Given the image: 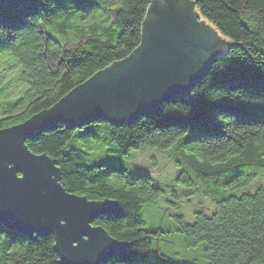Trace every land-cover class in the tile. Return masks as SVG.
<instances>
[{
  "label": "trees",
  "instance_id": "1",
  "mask_svg": "<svg viewBox=\"0 0 264 264\" xmlns=\"http://www.w3.org/2000/svg\"><path fill=\"white\" fill-rule=\"evenodd\" d=\"M192 1L198 14L229 40L226 50L215 56L190 89L196 95H190V90L175 95L162 104L169 111L162 112L160 106L129 123L93 120L87 136L76 135V127L58 123L25 142L33 153L57 157L69 192L84 193L90 200L112 197L118 202V213L97 221L116 240L127 243L111 264H152L144 262L147 257L159 258L161 264L185 263L160 249L161 243H172L166 236L173 232L142 226L144 206L153 207L164 192L153 176L87 164L90 153L83 146L103 140L111 142L119 154L141 146L159 147L182 168L178 181L190 188L187 193L203 189L215 204L216 215L209 217L210 212L198 209L188 221L175 214L180 225L174 232L184 235L188 247L207 238V264H228L237 233L243 239L236 243L264 244V183L252 185L264 174V132L259 131L264 125V102H252L264 98V0ZM149 2L0 0V26L6 33L0 39L4 46L0 47L4 59L0 62V128L50 107L96 72L129 56L140 44ZM117 4L119 8L114 7ZM43 17L61 21L51 30L59 38L31 25ZM6 72L10 78L15 76L12 85L5 86L6 79H1ZM16 87L19 93L13 94ZM234 91L240 95H233ZM219 92L229 94L215 102L208 99ZM189 107L187 116L174 111ZM221 111L235 120L225 117L227 125L216 120ZM188 129V141L181 143ZM169 211L163 210L164 216ZM5 229L11 237L0 235V264H60L51 235L28 236ZM10 242L11 248L7 247Z\"/></svg>",
  "mask_w": 264,
  "mask_h": 264
},
{
  "label": "water",
  "instance_id": "2",
  "mask_svg": "<svg viewBox=\"0 0 264 264\" xmlns=\"http://www.w3.org/2000/svg\"><path fill=\"white\" fill-rule=\"evenodd\" d=\"M196 15L192 0H150L140 44L129 56L96 72L50 107L0 128V224L28 236L51 235L60 264H99L127 246L112 240L104 227H88V202L98 200L65 194L50 156L27 152L25 142L36 136L37 128L47 131L58 123L71 128L99 118L129 123L189 91L229 44L206 19L195 20ZM83 235L89 239L83 241Z\"/></svg>",
  "mask_w": 264,
  "mask_h": 264
},
{
  "label": "rangeland",
  "instance_id": "3",
  "mask_svg": "<svg viewBox=\"0 0 264 264\" xmlns=\"http://www.w3.org/2000/svg\"><path fill=\"white\" fill-rule=\"evenodd\" d=\"M195 20L200 21V15H196ZM50 32L54 37H60L57 32ZM3 60L2 57H0V62ZM7 72L5 76L1 78L6 79L4 80L5 83L3 82L5 86H7L9 82L12 85L15 81V76L10 78V73ZM7 76L9 77L7 78ZM12 93H19L17 87ZM83 148L90 153V158L87 162L88 165L101 163L109 169H124L130 173H147L153 176L155 183L163 187L164 192L156 198L153 207H149L148 205L144 206L142 212L144 223L142 226L147 230H156L159 228L173 232L166 236L167 239H171L172 243L160 244V249L167 256L185 264L208 263L205 257V246L203 242L198 243L196 246L188 247L185 243L184 235L180 232H174L180 225L174 215L180 213L186 220L192 221L196 210L203 209L206 212H211L215 208V204L204 194L203 189L194 191V195L193 193H187L186 189L190 188H187L186 184L178 181V176L182 168L171 161L163 149L155 146H141L130 149L127 154H119V156H117L116 153L118 152L114 145L106 140L91 142L87 145L85 144ZM109 153L112 154L108 155ZM117 159L131 160V166H116L113 164V161ZM259 182L264 183V174L255 179L252 185H258ZM174 192H176V196ZM183 193H185V195ZM186 196L190 198L186 199ZM166 208L172 211H169L168 214L164 216L163 210ZM173 209H179V211H173ZM144 262L161 264L162 260L159 258L147 257L144 259Z\"/></svg>",
  "mask_w": 264,
  "mask_h": 264
},
{
  "label": "snow or ice",
  "instance_id": "4",
  "mask_svg": "<svg viewBox=\"0 0 264 264\" xmlns=\"http://www.w3.org/2000/svg\"><path fill=\"white\" fill-rule=\"evenodd\" d=\"M114 7L119 8L120 5L117 4V5H114ZM59 23H61L60 20H54L51 17H43L41 19L33 20L31 22V25H36L41 29H47L48 31H51V30L55 29ZM4 29L5 28L3 26H0V39H2L6 35ZM0 47H4V46H0ZM5 55H7V53H5ZM189 94L190 95H196V92L190 90ZM228 94H229L228 92H219L217 94L209 96L208 99L215 102L221 96H228ZM233 95H240V94L238 92L234 91ZM252 102L253 103L264 102V98H261L260 100H255ZM161 111L167 112L169 110L167 108H165L163 105H161ZM174 111L180 113L183 116H187L189 114V112L191 111V108L189 107L186 110L175 109ZM140 115L142 116L145 114H140ZM225 117L230 118V120H232V121L235 120V117L233 115L226 114L223 111L217 112L215 118H216V120L220 121L221 123L227 125L228 121L225 119ZM5 127H8V126L6 125ZM99 127L103 128V127H105V125L100 124ZM88 128H89L88 122H82L81 124L76 125L75 134L79 135V136H87L90 134L88 132ZM44 131L45 130L43 128H37L36 129V136L42 135L44 133ZM189 131H190L189 129L187 131H184V136L181 140V143L188 141L187 137L189 135ZM254 131H256V130H254ZM259 131L264 132V125H260ZM69 144H71V141H69ZM64 150H65V152H68L70 149L66 147ZM30 151H31L30 149H27V152H30ZM111 154L112 153H109L108 155H111ZM34 155L35 156H43V155H47V153L36 152ZM116 155L119 156V153H116ZM48 161L50 162V166L52 168H54L56 170H59L61 168V164L57 162V157L55 155L51 156L48 159ZM233 161H235V158H233ZM76 163H82V162L77 161ZM131 163H132V161L128 160V159H117V160L113 161L114 165L121 166V167L122 166H131ZM218 167H223V165H218ZM20 173L22 174V172H20ZM57 175H58V178L56 180V183L62 189V191L65 194H67L68 196H72V197L75 195H84V193L66 192L64 190L62 174L58 171ZM106 199L112 200L113 198L112 197H100V198H98V202H88V204L92 208L91 215L89 216V222L91 221L92 223L91 224L88 223V227L90 229L102 228L103 225L98 223L97 221L113 217L114 214H116L120 211V209L118 207V202L112 203V204H107V205H105L102 202H99V201H103ZM173 211H179V209H173ZM213 215H216L215 209H213L209 213V217H211ZM59 223L63 224L64 220H60ZM105 234H107V233L105 232ZM0 235L11 237V233L6 231L4 225H0ZM88 239H89L88 235L82 236L83 241H87ZM111 239L115 240L117 238L112 237ZM242 239H243V237H241L238 233L235 234V236L233 237L234 247H233V250L228 254V264H264V244H261L259 247L255 246V245L248 247L247 245H244L242 243H236V241H240ZM77 243L78 242L73 241V246H77ZM203 243H204L205 247H208V239L207 238L204 239ZM55 244H56V240L52 239L51 245H55ZM7 247L11 248V242L7 245ZM50 248H51V246H50ZM209 250H210V248H209ZM13 251H15V249H13ZM115 255H116L115 253L109 254L105 259V264H111ZM144 256H146V253L144 254ZM56 259L59 260L60 257H57Z\"/></svg>",
  "mask_w": 264,
  "mask_h": 264
},
{
  "label": "flooded vegetation",
  "instance_id": "5",
  "mask_svg": "<svg viewBox=\"0 0 264 264\" xmlns=\"http://www.w3.org/2000/svg\"><path fill=\"white\" fill-rule=\"evenodd\" d=\"M217 55V54H216Z\"/></svg>",
  "mask_w": 264,
  "mask_h": 264
}]
</instances>
